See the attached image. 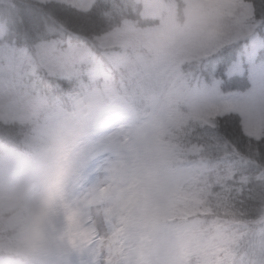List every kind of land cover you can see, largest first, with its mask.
<instances>
[{
    "label": "snow or ice",
    "instance_id": "snow-or-ice-1",
    "mask_svg": "<svg viewBox=\"0 0 264 264\" xmlns=\"http://www.w3.org/2000/svg\"><path fill=\"white\" fill-rule=\"evenodd\" d=\"M0 139V264H264V0H32Z\"/></svg>",
    "mask_w": 264,
    "mask_h": 264
},
{
    "label": "rangeland",
    "instance_id": "rangeland-1",
    "mask_svg": "<svg viewBox=\"0 0 264 264\" xmlns=\"http://www.w3.org/2000/svg\"><path fill=\"white\" fill-rule=\"evenodd\" d=\"M11 0H0V25L7 23L15 14L12 10V3L9 2ZM19 1H27L32 2V0H19Z\"/></svg>",
    "mask_w": 264,
    "mask_h": 264
},
{
    "label": "trees",
    "instance_id": "trees-1",
    "mask_svg": "<svg viewBox=\"0 0 264 264\" xmlns=\"http://www.w3.org/2000/svg\"><path fill=\"white\" fill-rule=\"evenodd\" d=\"M7 1V0H6ZM9 2H11L12 3V10L14 11H16V13L20 10V9H22L24 6H26V5H28V4H30L31 2L29 1V2H27V1H19V0H11V1H9ZM14 11V12H15ZM3 143V141H2V139H0V144H2ZM9 212H11L12 210H8Z\"/></svg>",
    "mask_w": 264,
    "mask_h": 264
}]
</instances>
